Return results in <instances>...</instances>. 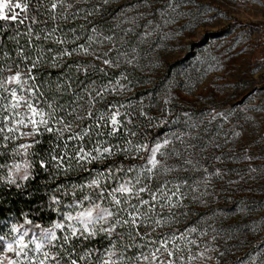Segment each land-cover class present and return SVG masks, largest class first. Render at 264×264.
Returning <instances> with one entry per match:
<instances>
[{
  "label": "snow or ice",
  "instance_id": "snow-or-ice-1",
  "mask_svg": "<svg viewBox=\"0 0 264 264\" xmlns=\"http://www.w3.org/2000/svg\"><path fill=\"white\" fill-rule=\"evenodd\" d=\"M82 2L87 3V0ZM144 3L150 7L148 0H144ZM40 7L38 4L37 10ZM58 7H63V12L57 13ZM73 8L74 5L68 0H52L49 18L55 22L67 20L69 17L75 20L82 16L87 21L94 11H98L88 7H75V11H70ZM179 8L180 2L168 0L166 8L157 10L164 26L174 22L169 12L174 13L176 17L185 15L178 11ZM17 9L26 13L28 3L0 0V20L18 21L19 24L30 20L25 35L29 37L31 47V25L38 22L37 17L25 14L21 19ZM139 15L142 17L144 14ZM127 19L135 24L136 17ZM152 24L153 21L149 20L145 28ZM80 27L85 28V25ZM160 27L161 24L157 23L156 29ZM191 27L195 28L196 24ZM183 28L184 26L181 30ZM70 31L72 41H68L63 34H58V24L51 30L41 29L43 39H52L57 45L75 43L80 39L75 29ZM123 32L126 36L129 32H134V29H123ZM83 34L87 35L86 42L76 44L70 50L67 47L56 50L48 48L47 51L53 53L50 67L60 68L61 72H64L63 57L82 55L92 57V60L75 61L78 74L82 72L87 79L91 69L108 77V69H120L122 64L136 66L137 44L143 43L152 32L141 33L137 44L125 51H121L117 46L115 34L104 35L95 25L90 30L85 29ZM125 36L119 37L122 45L129 43ZM35 38L39 40L40 33H36ZM105 43H110L112 47L107 50L93 47ZM38 51L39 55L32 60L26 71L21 70L19 63L15 64L14 72L12 64L7 67L0 65V156L9 157L6 163L0 164V184L8 185L9 189L14 186L17 190L25 187L27 182L34 178L37 162L40 170L44 171H47L48 164L51 163L56 169V174H67L75 167L86 171L88 179L72 183L70 186L57 184L48 202L49 211L55 213L56 218L51 219L47 226L39 221L34 223L28 213H21L16 222H11V218H8L4 225L7 230L0 232V264H209L213 260L211 253L216 251L212 247L215 237L201 246L197 239L190 238L198 231L197 227H186L179 235L175 230L159 236L151 235L158 228L170 226L176 220L172 209L184 206L181 202L185 194L181 193V187L187 184V180L168 177L184 165L194 170L202 167L199 161H193L191 158L183 159L181 164L167 163L169 153L165 149L174 140H179L185 145V151L194 147L185 144L183 136L186 134L174 133L171 138L165 136L145 142L131 139L137 137L138 133L125 128V137L129 138L124 139L123 146L119 143L112 144L108 139H100L101 136L115 138L119 135L120 129L124 127L121 116H125L126 122L131 124V118L121 111L131 105L112 102L107 105L106 110L95 108L97 101L103 100L109 93L116 94L118 90L128 89V85L121 82L128 79L126 72L121 71L115 76V82L111 78L107 83L100 84H97L96 80H89L86 84L81 81L79 91L72 88L71 78L64 77L65 88L58 77L55 82L56 92L63 95L66 91L75 97L70 102L59 103V97L53 94L49 99L37 81L34 69L44 58V50L38 46ZM113 53L115 55H112ZM8 56V52H5L4 57ZM17 56L25 62L28 60L21 48L17 49ZM96 62L102 66L97 67ZM67 68L71 69L72 65H67ZM5 71L7 75H4ZM52 83L45 82L49 89ZM170 102L171 97L165 96V106ZM162 111L170 112V109L166 107ZM140 115L145 116L146 113L141 110ZM185 116H188V113H185ZM216 116L228 119L225 113H216L213 119ZM161 123H166V120L162 118ZM102 128L110 130L103 132ZM94 130L96 140L92 147H87L85 139L91 142ZM45 138L48 139V148L41 154L36 149L43 144ZM171 151L174 156L181 155L175 147ZM141 153L145 157L144 163L129 164L126 169L123 163L117 165L115 162L99 169L85 168V165L106 161L114 155L122 154L125 159L134 160ZM216 159L219 160L220 157ZM245 159L250 157L246 156ZM204 173L205 188L212 175H220L219 169L215 173L204 169ZM69 187L72 195L70 202H65L61 196L55 194L62 190L63 195L68 196ZM197 190L198 186L192 188L193 192ZM77 192L82 195L77 197ZM208 194L207 191L201 193ZM197 199L199 197H193V200ZM157 206L160 211H157ZM165 208L168 209L167 216L163 215ZM142 227L148 231H141ZM206 234L204 231L199 232L200 237ZM98 239H106L107 245L95 248L88 246ZM193 246H196L197 251H192ZM137 249L139 251H135ZM128 251H135V254L127 256Z\"/></svg>",
  "mask_w": 264,
  "mask_h": 264
},
{
  "label": "rangeland",
  "instance_id": "rangeland-1",
  "mask_svg": "<svg viewBox=\"0 0 264 264\" xmlns=\"http://www.w3.org/2000/svg\"><path fill=\"white\" fill-rule=\"evenodd\" d=\"M176 2L185 15L169 12L174 22L164 26L157 10L166 8L168 0H148L150 7L144 0L98 1L115 24L113 30L119 31L116 44L121 51L137 44L141 33L152 32L137 44L136 66L127 67L136 83L116 97L151 118L170 119V128L158 138L186 134L185 144L194 147L185 151V145L174 140L165 149L167 163L181 164L191 158L202 165L199 170L184 165L168 177L187 180L181 193L190 212L182 223L156 232L175 230L179 235L186 227H197L190 238L201 246L215 237L216 251L209 264H264V0ZM130 17H136L135 24ZM149 20L153 24L145 28ZM157 23L161 24L158 30ZM127 28L134 32L125 36ZM121 36L129 43L122 45ZM110 47L104 44L102 50ZM138 90L146 93L132 99ZM165 96L171 97L167 106ZM166 107L170 112L162 111ZM216 113H225L228 119H213ZM173 147L180 151L179 157L172 155ZM204 169L220 172L211 176L207 188ZM205 191L209 194L201 195ZM194 196L199 199L193 200ZM191 220L197 226H190ZM4 225L0 224V232L7 230ZM200 231L207 234L200 237ZM192 251H197L196 246Z\"/></svg>",
  "mask_w": 264,
  "mask_h": 264
},
{
  "label": "trees",
  "instance_id": "trees-1",
  "mask_svg": "<svg viewBox=\"0 0 264 264\" xmlns=\"http://www.w3.org/2000/svg\"><path fill=\"white\" fill-rule=\"evenodd\" d=\"M99 0H87V3H83L82 0H68L69 3L74 5V8L70 11H75V7H88L95 8L98 11H94L93 15L87 18V21L81 16L75 20L69 17L67 20H57L53 22L50 18V5L52 0H19L20 3H28L27 12H21L17 9L19 13V17L22 19L25 14L27 16L32 17L36 16L38 22L36 24H32L33 28V36L31 38L32 46H29V37L25 35L27 32V27L30 24V20H25L24 24H19L18 21H3L0 20V65L7 67L9 64H12V71L14 72L15 64L19 63L21 65V70L26 71L27 67L31 64L32 60H35L39 55L38 46L44 50V58L40 60L37 68L34 69V72L37 76L38 83L41 84L43 91L47 94L48 98L51 99L53 94H56L59 97V103L70 102L75 99L71 95V93L64 92L63 95L56 92L55 82H57V78L60 77V83L64 84L66 88V84L64 83V77L67 76L71 78L72 88L76 91H79V86L81 81L83 83H88L89 80H96L97 84L107 83L109 78L113 79L114 77L119 75L121 71H125L128 79L122 80L121 82L128 85V88L132 87L136 82V79L127 69L128 65L122 64L120 69H108L109 76L104 77L103 74L98 72H93L89 69V76L86 79L84 74L77 73L75 70V61H91L92 57H84L82 55L73 54L69 57H63V67L65 68L64 72H61L60 68H52L50 67L51 56L53 53H49L47 51L48 48H52L54 50L61 49L63 47H67L69 50L73 48L76 44L85 43L87 40V35L83 34L85 29H91L93 25L97 28L98 31H103L104 35H113L120 36L119 31L113 30L115 28V24L111 22V17L106 16L107 12L101 3H98ZM11 2L16 3L17 0H11ZM40 4L41 7L37 10V5ZM63 7L57 8V13L63 12ZM90 22V23H89ZM7 24V27H5ZM56 24L59 25L58 34H63L68 41H72V32L70 29H75L76 34L80 36L79 40H76L75 43L69 42L64 45H57L53 42L52 39L44 40L43 32L41 29L51 30ZM80 25H85V28H81ZM118 27V26H117ZM113 30V31H112ZM20 35H17V33ZM36 33H40L41 38L37 40L35 38ZM119 38V37H118ZM116 43L118 44V40L116 39ZM110 44V43H105ZM104 44L101 45H93L98 50H100ZM21 48L23 50L24 56L28 57L27 62L23 61L20 57L17 56V49ZM8 52V58L4 57V53ZM114 54V53H113ZM112 54V55H113ZM97 63V67L102 65ZM67 65H72L71 69L67 68ZM7 71H5L4 75H7ZM46 81H51L52 86L51 89L47 87L45 84ZM131 81V83H129ZM119 92V90H118ZM123 91H120V93ZM125 92V91H124ZM142 93H146V91H135V93L131 96L132 99H136L142 95ZM112 102H118L121 104V101L118 100L116 94L109 93L103 100H98L95 108L100 110H106L107 105ZM122 110H126L127 116L131 118V124H128L125 120V116H121V120L124 122V127L120 129L119 135L115 138H108L106 136L99 137L100 139H108L112 144L119 143L123 146L124 139L129 138L125 137V128H130L131 131H135L138 133L137 137H131L133 140H141V141H155L164 131L170 128L171 120L165 119L166 123H161V119L159 118H151L147 115L141 116L137 109L134 107H127ZM151 118V119H149ZM110 129L102 128L101 131L107 132ZM95 130L93 131L92 141L85 139V144L87 147H92V144L95 142ZM106 146V145H105ZM48 148V139L45 138L44 142L41 146H39L36 151L43 152ZM9 157L0 156V164L6 163ZM31 159V158H30ZM145 161L144 154L141 153L134 160L131 158L125 159L124 155H114L112 157L107 158L106 161H97L92 165H85L87 167L93 168H102L107 164H112L115 162L117 165L123 163L125 169L129 164H142ZM67 163V161H66ZM51 177V178H50ZM88 179V173L81 169H77L73 167V170L64 174L61 172L60 174H56V169L52 167V164L49 163L47 167V171L40 170L38 162L34 167V178L30 179L27 182V185L19 190H17L14 186L9 189V186L6 184H0V224L2 222H6L8 218H11V222H16V220L20 217L21 213H28L30 218L33 219V222H41L45 226H47L51 219H55V213L49 211L48 202L49 197L54 194L53 190L56 189L58 183L71 185L72 183H80L82 180ZM69 195L64 196L63 191H57L55 194L57 196H61L65 202H70L72 200L71 188L68 189ZM77 197L81 196L80 192L76 193ZM183 207L173 208L172 212L176 216V220H174L171 225H178L182 223L184 220V214L190 212L189 211V203L187 199L182 200ZM164 216L168 215V209L163 213ZM190 226H194L196 224V220H191L189 222ZM123 231V230H122ZM141 231H148L147 228H141ZM168 232H153L152 236H159ZM117 239H119L117 237ZM127 237L125 236V240ZM178 242V241H177ZM106 239H98L97 241L89 244V247H101L106 246ZM119 247V244L117 245ZM79 251V250H78ZM135 251H139L138 249ZM135 251H128L126 253L127 256H132L135 254ZM186 256V253H185ZM86 264V262H85ZM221 264H224L222 262Z\"/></svg>",
  "mask_w": 264,
  "mask_h": 264
}]
</instances>
